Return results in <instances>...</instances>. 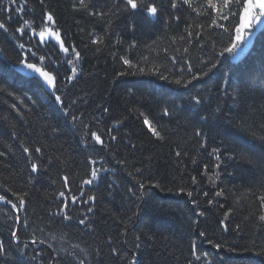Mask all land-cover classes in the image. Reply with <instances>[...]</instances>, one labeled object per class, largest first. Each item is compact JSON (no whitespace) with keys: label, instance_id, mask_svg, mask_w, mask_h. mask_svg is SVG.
I'll return each instance as SVG.
<instances>
[{"label":"trees","instance_id":"obj_1","mask_svg":"<svg viewBox=\"0 0 264 264\" xmlns=\"http://www.w3.org/2000/svg\"><path fill=\"white\" fill-rule=\"evenodd\" d=\"M151 2L159 6L157 18L143 11L113 18L112 28L105 36L107 47L101 46L97 51L96 46L90 44L87 33L103 34L104 22L77 10L74 6L78 0H45L44 6L39 0H28L24 18L33 19L39 25L42 12L51 11L65 45H75L81 53L78 75L71 83L64 79L70 74V66L64 62V54L57 43L46 40L39 47L38 55L52 58L44 65L35 58L32 60L56 75L57 94L61 95L64 107L55 102L53 95L46 93L45 87L41 88L38 74L24 79L14 72V67L20 64V50L10 35L0 30V88L13 92L15 97L0 92V152L5 153L0 156V185H3L0 194L15 201L4 188L27 193L26 210L19 215L22 220H28L30 226L27 229L19 227L21 242L30 241L33 230L49 240L50 235H54L57 240L51 242L58 249L71 250L72 244L85 248L89 253L88 264H130L133 259L137 264H188L189 260L200 264L191 256L192 242L197 244L199 252L209 254L213 264H264V256L255 255L264 246V227L259 224L253 227L251 222L244 220L255 197L241 195L249 190H260L264 185V172L227 159L229 151L243 150L258 155L264 149V144L252 135V132L257 137L264 135V128H261L264 124L261 95L264 89V25L254 34L251 46L240 59L235 61L225 54L220 58L222 63L218 70L209 77L193 81L187 88L160 80L156 75L119 76L127 69L118 57L126 55L134 62L148 56L149 62L143 64L146 71L155 67L170 79H186L188 74L180 72V68L185 67L184 59L199 70L203 67L200 61L212 57L210 44L217 43L216 51H219L227 42L226 34L213 30L210 37L204 29L196 28L197 24H206L207 17H198L187 5L179 6L174 12L181 17L179 22H168V16L173 13L169 0ZM199 2L202 0H197ZM94 3L97 7H108L112 0H94ZM11 15L10 31L18 25L17 13L13 11ZM188 24H192V30L204 32L200 41L177 40L173 44L169 37L183 33ZM22 39L28 42L29 37L26 35ZM133 43L137 46L129 48ZM201 44L205 47L201 48ZM32 47L35 49L36 45ZM184 48L189 51L184 52ZM163 49H167V53ZM176 49L179 51H174ZM171 55H176L181 63L174 65L169 58ZM226 71L231 76L229 96L217 91ZM130 92L135 95H129ZM196 95L203 96L205 103L213 108L219 104L223 109L218 121L203 128L207 149L200 148L188 123V110L195 111L190 98ZM12 104L17 106L19 114L10 107ZM104 107L109 109L107 113L102 111ZM165 107L171 111L170 116L162 115ZM73 115L78 117L75 123ZM145 116L158 128L162 127L164 141L148 132L143 123ZM117 120L122 123L113 127ZM108 129L117 137L115 141L111 140ZM91 131L101 135L105 141L103 146L86 135ZM22 141L33 149L32 160L39 164L36 173L31 171L29 156L20 147ZM35 147H40L41 153H35ZM212 147H220L224 153L220 169L214 168L216 161L207 155ZM175 151L187 155L178 158ZM90 158L102 159L108 171L101 172L93 184L83 185L82 180L91 169ZM117 160L126 163L122 166ZM205 164L209 165L210 173L220 174L215 186L209 183L207 176L201 175ZM136 167H140L142 173L129 175ZM64 176L68 177L70 193L64 187ZM191 176H196L198 183L192 184ZM138 181L146 185L159 183L161 188L147 186L141 190ZM180 187L193 191V196L177 193ZM129 189L136 195L129 193ZM220 189L226 195L214 196ZM61 191L69 197L78 196L80 191L85 193V198L88 195L96 197L94 203L90 202L93 212L87 214L94 231L77 223L81 213H86L88 204L72 205L69 198L68 211L76 218L72 222L52 215L63 206L64 198L59 197ZM204 192L208 193L207 197ZM193 200L198 202L195 207ZM207 200L214 203L209 205ZM230 208L235 210L225 219L224 214ZM198 212L204 215L199 216ZM133 213L136 215L128 227V235H120L121 220L127 221ZM12 214L0 205V242L8 250L7 258L0 257V264H51L52 249L46 245L42 248L29 245L24 249L22 244L18 248L13 243L9 231ZM225 225L228 231H224ZM237 225H240L238 232ZM201 232L206 233V237H201ZM137 235L142 236L139 247L135 246ZM110 236L112 246L119 249L123 259L118 260L111 254ZM208 239L226 247L218 251L208 244ZM253 241L256 247L245 251Z\"/></svg>","mask_w":264,"mask_h":264},{"label":"snow or ice","instance_id":"obj_2","mask_svg":"<svg viewBox=\"0 0 264 264\" xmlns=\"http://www.w3.org/2000/svg\"><path fill=\"white\" fill-rule=\"evenodd\" d=\"M28 0H7V3L4 0H0V30L3 33L9 34L11 39L15 41V47L20 50L18 54L19 62L23 65L24 68L31 70L32 73L38 74L37 82L40 84L41 88L47 87L50 90V94L55 97V102L64 107V101L61 95H58L59 91L57 87V78L56 75L47 67L37 66V63L32 62L33 58L37 60V62L41 65H44L46 60H51L52 58L45 55H38V49L41 45L46 43V38L51 40L54 39L59 46V51L64 54V62L70 66V74L65 76L64 79L67 83H71L72 80L78 75V64L81 60V53L77 50L75 45L66 46L64 40L61 38L60 30L56 27V19L54 14L51 11H43L41 15L40 24L37 25L35 20L24 18V13L27 7ZM41 6L45 5V0H39ZM170 8L173 10V13L170 14L167 18L168 22L176 21L179 22L181 17L179 15H175V10L182 5H187L189 9L196 13L199 16L207 17V23H200L196 25L198 29H204L208 35L211 37L213 30L218 33L226 34L227 42L223 43V46L216 51L217 43L213 42L210 44V47L213 49L212 57L208 60H201L200 64L203 65L199 70L194 68V65L188 62L187 59L183 60V64L185 67L180 68V72L187 73L188 78H173L170 79L168 75H164L163 72H160L159 69L153 67L152 71H146L143 66L144 63L149 62L148 56L141 57V60L133 61L128 58L126 55H120L118 58L122 65L126 67V71H121L119 76H132V75H156L160 80L173 83L177 86H181L187 88L188 85L192 84L193 81L201 80L205 77H209L214 71L218 70V65L222 63V57L227 54L228 56H236L238 52L242 50V45L247 42V38L251 36L252 30H254L257 26L264 25V0H202V2L197 3V0H169ZM194 4L196 6H194ZM77 10H82L86 12L89 16L93 17L97 21H103L105 31L103 34H96L95 32H88L87 36L89 38V42L91 45L96 46V50L100 51L101 46L107 47L105 42V36L112 28L113 18L118 17L121 14H134L139 11H143L147 13V15L151 18H157L160 14L159 6L151 2V0H112V3L108 7H97L94 3V0H78V3L74 6ZM16 12L18 16V25L14 28V30L10 31L11 22H12V12ZM19 21H22L19 22ZM83 32L84 30L81 29ZM28 36V42H25L22 38L24 36ZM204 35V32L194 31L192 30V24L186 25L183 33L178 36H171L169 39L173 44L177 42V40L185 41L186 43H190L192 40L197 42L200 41L201 37ZM117 43H120L118 40ZM35 44L36 48L34 49L32 45ZM136 44H130L129 48H135ZM151 47V46H149ZM201 48H204L205 45L201 44ZM165 53H167V49H163ZM174 51H179L178 49ZM188 48H184V52H188ZM113 57H116V53H112ZM174 65L181 63L176 55H171L169 57ZM57 65L59 61H54ZM231 76L226 71L223 74V78L221 81V85L218 86L217 91H223L225 96H229L228 88L230 87ZM0 92H6V94L10 97H14L13 92L7 91L6 89L0 88ZM129 95H135V93L130 92ZM262 99H264V89L261 91ZM73 104L76 103L75 100L72 101ZM190 103L192 107L195 108V111H189L188 123L192 126L193 136L197 138V142L201 149H207V137L203 131V128L208 124H211L214 120L218 121L223 115L222 107L217 104L215 108L212 107L210 103H205L203 96H192L190 98ZM10 107L17 111L19 114V110L15 104L10 105ZM104 113H107L109 109L107 107L102 108ZM131 111V109H130ZM67 114V113H66ZM172 113L168 108L162 109L163 116H170ZM143 116V113H140ZM78 117L73 115L72 122L75 123ZM122 121L117 120L113 127H118ZM143 123L147 126L148 132L152 134L157 140L164 141L165 135L163 134L162 127L158 128L155 126L146 116L144 117ZM246 123V122H245ZM261 128H264V124L261 125ZM111 129H108V133L110 135L111 140L115 141L117 137L115 135H111ZM15 135V134H14ZM86 135L90 136L92 140L95 141L96 144L103 146L105 141L102 139L101 135L96 131H91L86 133ZM253 138L259 139L262 144H264V135L256 136L255 132H252ZM20 147L22 148L25 154L29 156V163L31 165V171L33 173L38 172L39 164L32 160V152L33 149H30L23 141L20 143ZM35 153H41L40 147L34 148ZM4 152H0V156H4ZM182 155L186 156L187 153H183L181 151H175L176 157H181ZM209 157H212L216 163L214 165L215 169H220L221 164L224 159V153L220 147H212L210 151L207 152ZM227 159L233 160L238 163L247 164L252 168H258L261 172H264V149L257 154H249L243 150H235L227 152ZM120 165H124L126 161L117 160L116 161ZM192 163L195 164L196 160L193 159ZM89 164L91 165V169L88 173L87 178L82 180L83 185H91L93 182L100 178L101 172H107L108 169L105 168L104 161L89 159ZM142 173V169L140 167H136L134 172H129V175H134ZM201 175L207 176L209 183L215 186L217 179H219V172H211L209 171V165L205 164L203 167V171ZM192 184L198 183L196 176H191ZM64 187L69 190L70 187L68 183V177H63ZM139 188L141 190L145 189V187L150 186L152 188H161L159 183H151L149 182L147 185L144 182H139ZM3 187V185H0ZM165 190V189H161ZM167 191H172V189H166ZM132 195H136L133 189L128 190ZM177 193H186L188 197L193 196V191H188L183 187L176 189ZM5 193H11L16 199L13 201L9 199L7 195L0 194V205H10V211H12V225L9 226L10 236L13 241H15L17 247L21 245V239L19 236V227H23L25 229L29 228V221L22 220L19 213L26 210V195L27 193H17L14 192L11 188H4ZM203 195L205 197L208 196L207 192H204ZM226 193L223 189H220L214 193L216 197L225 196ZM247 198V195H251L255 197V199L249 204L250 211L247 215L244 216L245 221H249L252 223L253 227L259 224L260 227H264V185H262L261 189L255 192L249 190L247 194H241ZM59 197L64 198L63 206L52 215L62 217L63 221L72 222L76 219L70 211H68L69 198L71 200L72 205L76 204H88L89 207L86 210V213H81L79 219L77 220L78 225L82 226L84 229L88 231H94L93 225L89 223L88 213L93 212V208L91 203H94L96 197L94 195H88L85 198V193L80 191L79 195H70L67 196L65 191H61L59 193ZM258 201V204L256 203ZM91 202V203H90ZM193 206H197L198 202L196 200L192 201ZM207 204L211 205L214 203L213 200H207ZM223 207V205H221ZM234 208H230L225 212V219H227L233 212ZM136 214L129 216L127 221L121 220V224L123 225V230L120 235L127 236L128 235V227L133 220ZM197 215H204L203 212H198ZM223 223V221L221 222ZM240 230V225L236 226V231ZM40 232H43V229H39ZM224 231H228L227 225L224 227ZM201 237H206V233L201 232ZM62 239V237H61ZM142 239V236L137 235L135 237L136 247H139V241ZM57 237L54 235H50V240L47 238H42L37 235L36 230H33L31 234L30 243L32 245H46L47 248L52 249V253L50 254L51 264H64L65 258H67V264H88L89 253L85 248H82L79 244H72L71 250L67 249H58L54 243L51 241H56ZM208 244H210L213 248L222 250L226 247L224 244L213 242L211 239H208ZM108 243L110 246L111 254L116 257L118 260L123 259L121 257L120 251L118 248L113 247V238L108 237ZM29 246V242H23V248L27 249ZM256 247L255 242H252L251 247L246 246L245 251H252V249ZM229 251H234V249L229 248ZM190 252L191 256L194 258V261L200 262V264H213V261L210 259L209 254L207 252L201 253L198 251V246L195 242L190 244ZM23 255V252H21ZM39 253H36L38 256ZM97 255H99L97 253ZM257 256H264V246H261L260 250L255 252ZM8 250L5 245L0 242V257L7 258ZM33 257V259L36 258ZM130 264H137V262L133 259L130 261ZM188 264H193V260H189Z\"/></svg>","mask_w":264,"mask_h":264},{"label":"water","instance_id":"obj_3","mask_svg":"<svg viewBox=\"0 0 264 264\" xmlns=\"http://www.w3.org/2000/svg\"><path fill=\"white\" fill-rule=\"evenodd\" d=\"M15 72L25 78L31 77V70L24 68L22 64H19L18 66L15 67ZM47 91L50 92L49 89Z\"/></svg>","mask_w":264,"mask_h":264},{"label":"rangeland","instance_id":"obj_4","mask_svg":"<svg viewBox=\"0 0 264 264\" xmlns=\"http://www.w3.org/2000/svg\"><path fill=\"white\" fill-rule=\"evenodd\" d=\"M258 27H261V26H257L256 28H258ZM252 33H253V30H252ZM252 33H251V36H249V37L247 38V42L244 43V44L242 45V50H241L240 52H238L236 56H232L233 59H237V58L240 57V56L242 55V53L245 51V49L247 48L248 44L250 43V41H251V39H252V35H253ZM46 39H47V38H46ZM51 40L55 41L54 39H51ZM55 42H56V41H55Z\"/></svg>","mask_w":264,"mask_h":264}]
</instances>
